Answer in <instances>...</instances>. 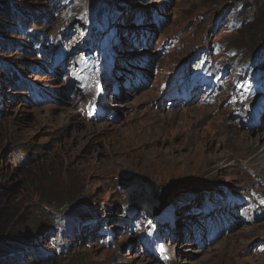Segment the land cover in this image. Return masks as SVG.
Returning <instances> with one entry per match:
<instances>
[{"label": "rangeland", "instance_id": "obj_1", "mask_svg": "<svg viewBox=\"0 0 264 264\" xmlns=\"http://www.w3.org/2000/svg\"><path fill=\"white\" fill-rule=\"evenodd\" d=\"M55 1L63 4L59 25L71 24L73 29L68 35L58 36L53 27H37L35 32L49 34L46 40L39 38V48L47 44L78 52L84 49L83 41L90 34L93 50H104L103 41L115 48L117 41L127 40L123 35L126 31L137 34L140 27L137 23L129 28L123 20L120 23V18L132 12L144 14V7L157 9L167 20L156 31V45L151 52L157 51L160 42H167L150 86L134 92L122 88L114 102L110 95L107 97V107L115 114L113 120L108 116L88 120L84 112L90 104L82 93L93 90H76L82 84L75 80L71 83L73 97L67 83L45 76L49 65L45 60L38 64L31 59L20 68L26 80L21 87L12 84L6 69H0V95H4L0 116V205L12 212L9 234L20 235V243L31 238L36 241L32 248L35 252L26 256L25 264H264V249L257 247L264 243V215L221 236L205 249L186 239L182 232L186 212L204 199L205 192L215 188L258 186L263 194L256 196L248 216L260 211V197H264V135L259 139L260 129L250 130L243 120L234 119L231 98L224 94L226 83L207 98L203 96L205 100L200 104L189 107L167 109L164 96L161 103L158 100L161 83L200 48L218 40L227 48L240 50L236 57L250 59L253 70L263 71L264 60L259 62L252 55L264 44V0H100L95 3L108 10L102 22L91 16L95 8L89 3L97 0ZM40 3L41 7L47 5ZM242 3L246 6L243 15H255L252 23L233 33L224 25L215 28V16ZM228 19L225 17L224 22ZM114 30L119 37H113ZM22 32H27V27ZM10 39L16 46H25L28 41ZM14 51L11 49L7 56L0 54L1 66L15 67L22 55ZM29 85L41 92L52 91L53 100L33 104ZM80 137L81 144L76 142ZM249 138L259 139L256 147L248 143ZM215 162L216 167L208 166ZM125 171L150 178L159 186V195L169 198L157 217L166 222L168 211L181 210L172 241L165 240L169 245L166 252L174 256L168 263L140 251L137 235L143 234L149 221L145 211L138 214V224H128L124 233L127 228L123 221L129 218L128 212L137 211L129 206L127 191L120 186V175ZM261 178L263 182H258ZM91 207L94 212L90 219H81ZM73 221L78 225V236L72 234ZM98 227L102 230L96 232ZM130 227H134L132 232ZM62 246L67 247L65 251Z\"/></svg>", "mask_w": 264, "mask_h": 264}, {"label": "trees", "instance_id": "obj_2", "mask_svg": "<svg viewBox=\"0 0 264 264\" xmlns=\"http://www.w3.org/2000/svg\"><path fill=\"white\" fill-rule=\"evenodd\" d=\"M40 1H43L47 5L41 7ZM99 1L100 0L89 3V6L93 4L92 6L95 8V13L93 15L102 21L103 14L108 10H106L104 6H99L98 3H95ZM245 7L246 6H244V8ZM143 9H146V7ZM62 10L63 4L55 0H36L34 3H28L23 0H0V54L7 56L10 53L9 51L15 48L14 52L22 55L16 60L17 64H15L14 68H12V64L11 67L6 65L3 67L0 65V69H6V73L11 76V79L13 80L12 84L14 86L21 87L26 81L20 74V68L26 67L27 63L31 59L35 60L38 64L42 63L43 60L48 61L54 51V49H49V45L47 44H43L42 47L39 48L41 44L39 38L42 37L46 40L49 34L41 30L35 32L37 27H43L45 30H50L53 27L56 29L55 34L58 36L68 35L71 33L73 25H59ZM133 15L134 13H130L129 16H125V19L127 21L129 18L133 20ZM32 25L36 27H32ZM23 27H27V32H22ZM74 30L79 33L80 29L79 27H76ZM33 32H35V35ZM10 37H16L18 40H21V42H24L23 40L26 38L28 40L25 42L26 47L22 44L16 46ZM261 41L264 42V35ZM89 42H91V37L90 41L89 39L84 41L85 46L91 45ZM11 43L13 44L11 45ZM9 59H11V57ZM5 61L6 60H4V62ZM48 75L49 74L45 70V76ZM27 90L30 93L31 102L36 105L40 104L37 95H40L41 90L35 85H29ZM3 98L4 95H0V116L3 113L1 110L4 101ZM93 212L94 207H91L88 211H85V213L82 214L86 215L82 216L81 219L85 221L89 220V217L93 215ZM79 219L80 218H78L77 221ZM12 220V212L8 206L0 205V264H25L28 263L26 256L28 257L29 254L35 252L32 248L35 247L36 241L34 238H31L29 241L26 240V242L20 243V240L22 239L20 235L9 234ZM72 223V234L78 236V230H76L78 225H76L74 221ZM124 224L126 223L123 221V225ZM101 230L102 228L98 227L96 232ZM127 231L128 230L125 229L124 233H127ZM69 244H71V242ZM60 248L62 251H65L67 247L62 246ZM38 258L41 259L39 254Z\"/></svg>", "mask_w": 264, "mask_h": 264}, {"label": "water", "instance_id": "obj_3", "mask_svg": "<svg viewBox=\"0 0 264 264\" xmlns=\"http://www.w3.org/2000/svg\"><path fill=\"white\" fill-rule=\"evenodd\" d=\"M120 186L127 191L129 205L139 211L157 216L169 204L167 197L159 195V186L144 175L125 171Z\"/></svg>", "mask_w": 264, "mask_h": 264}, {"label": "bare ground", "instance_id": "obj_4", "mask_svg": "<svg viewBox=\"0 0 264 264\" xmlns=\"http://www.w3.org/2000/svg\"><path fill=\"white\" fill-rule=\"evenodd\" d=\"M103 83H104V85H106V87H109L108 86V84H110L111 82L109 81V80H103ZM110 86H112V85H110ZM110 88V87H109ZM166 94V92H164V93H162V95L160 94V96L158 97V100H160V102L159 103H161V101H162V97L164 96ZM54 96V95H53ZM69 113H71L70 111H68ZM41 117V116H40ZM250 130H254V129H250ZM87 133V132H86ZM258 134H259V139L260 138H262L263 137V135H264V131L263 130H259V132H258ZM255 138V137H254ZM135 139V138H134ZM259 139H251V138H249L248 139V143L249 144H252V146H254L255 145V143H257L258 142V140ZM76 142H78L79 144H81L82 142H83V139L80 137ZM254 147H256V145L254 146ZM155 153V152H154ZM159 154V153H158ZM181 156V157H180ZM165 157V156H164ZM176 158H180V159H186L187 157H184V156H182V155H179L178 157H177V155H176ZM208 161V160H207ZM184 161L182 160V163H183ZM216 163H218V162H215V163H213V164H211V165H208L209 167H211V168H214V167H216L217 165H216ZM183 165V164H182ZM184 166V165H183ZM210 168V169H211ZM212 170V169H211ZM201 171V170H200Z\"/></svg>", "mask_w": 264, "mask_h": 264}]
</instances>
